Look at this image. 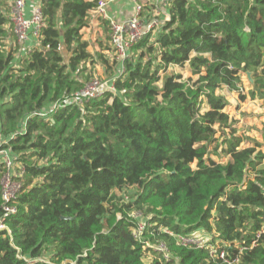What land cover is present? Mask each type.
Instances as JSON below:
<instances>
[{
  "label": "trees",
  "instance_id": "trees-1",
  "mask_svg": "<svg viewBox=\"0 0 264 264\" xmlns=\"http://www.w3.org/2000/svg\"><path fill=\"white\" fill-rule=\"evenodd\" d=\"M98 1L40 0L38 44L26 51L12 1L0 0V146L24 167L16 211L4 216L0 162V264H228L178 244L198 232L239 264H264L262 144L238 133L218 93L264 99V0H170L121 73L84 37ZM187 64L195 80L168 72ZM97 65L114 89L66 105Z\"/></svg>",
  "mask_w": 264,
  "mask_h": 264
},
{
  "label": "built area",
  "instance_id": "built-area-1",
  "mask_svg": "<svg viewBox=\"0 0 264 264\" xmlns=\"http://www.w3.org/2000/svg\"><path fill=\"white\" fill-rule=\"evenodd\" d=\"M170 0H166V4ZM107 0H99L97 6L91 11L98 16L106 17V5ZM26 0H13L11 19L14 24V31L19 43L23 44L26 40L33 35L38 36L39 30L43 24V13L41 5L38 4L33 9V14L30 18L25 15ZM143 5L136 3L135 13L129 19L122 22H116L111 20V44L114 49L115 57L120 62V73L124 71V61L129 56V50L131 46L140 38H142L147 32L157 29L160 25V20L153 16L149 18L143 15ZM90 12V13H91ZM90 18V14H89ZM113 90L114 84L112 78H99L94 77L87 82L84 87L75 92L72 96L65 99L66 105L72 103L83 104L85 100L91 97H97L102 95L106 90ZM55 105L53 104V108ZM40 115H45V112H39ZM16 154L12 151L10 146H0V162L4 165V172L1 178V195L4 200L3 209L4 216H8L16 211V207L10 205L15 200L21 189V178L24 173V167L18 163ZM132 215L139 216V212H133ZM264 225V217H263ZM7 228L4 223V218H0V229ZM145 229V224L139 223L134 231V235L142 239V234ZM166 231L170 234L172 232L168 229ZM264 233V227L259 234ZM208 235V234H207ZM205 234H195L191 236H177V242L180 245H192L196 248L207 247L210 256L215 259H221L228 264H239L240 256L231 257L227 255L225 247L221 246L218 241H211L212 237ZM157 248L165 252L166 257H169L168 248L164 243H161ZM243 249H240V252Z\"/></svg>",
  "mask_w": 264,
  "mask_h": 264
},
{
  "label": "crops",
  "instance_id": "crops-1",
  "mask_svg": "<svg viewBox=\"0 0 264 264\" xmlns=\"http://www.w3.org/2000/svg\"><path fill=\"white\" fill-rule=\"evenodd\" d=\"M12 4H13V0ZM106 5V17L102 18L96 13L91 12L89 18V25L83 28L84 37L89 41V51L94 52L95 50L103 52L111 60L113 55H115L112 50V44L110 39L107 38V35H110L106 31L107 25L103 22L104 19L108 21L122 22L126 19L132 17L135 13L136 3H141L143 5L144 11L143 15L148 16L149 18L156 16L160 20V25L164 20L169 17L166 0H107ZM40 4V0H26L25 5V15L30 18L33 14V9ZM159 28V27H158ZM157 30V29H156ZM155 30V32H156ZM101 42L103 45H101ZM21 44V43H20ZM38 44L37 37L30 35L25 43L21 44L27 51L30 47ZM105 45V46H104ZM106 45L111 49H107ZM99 71L101 69L100 65H97ZM187 69H190L189 65L185 66ZM184 67V68H185ZM181 68V67H177ZM191 72V71H190ZM191 76V75H190ZM198 234H205L204 232H198Z\"/></svg>",
  "mask_w": 264,
  "mask_h": 264
},
{
  "label": "rangeland",
  "instance_id": "rangeland-1",
  "mask_svg": "<svg viewBox=\"0 0 264 264\" xmlns=\"http://www.w3.org/2000/svg\"><path fill=\"white\" fill-rule=\"evenodd\" d=\"M161 25H159L160 27ZM101 66V65H100ZM102 71L96 67L95 70V76L99 78H106L107 74L105 73L104 67L101 66ZM181 72L183 74V78L187 79L192 76V73L190 72V69L185 68H178L177 67H171L168 72L171 71ZM193 79L195 80L198 76L193 75ZM251 82L248 79L247 75H243V91L245 93H248V91L252 88ZM219 94H222L226 97L228 100V105L226 106V111L230 114L231 119H233L235 122V128H237L239 134H244L247 136H250L252 140L259 142L262 144L259 149L264 152V138L262 130L264 128V99L257 97L252 98L248 96L245 100H242L240 98V92L236 90H229L227 86H223L221 89L218 90ZM51 108H47V111ZM220 132H218L219 135ZM254 143L252 142H246L242 144L243 147L245 146H251ZM220 155H213V158L218 161H226L228 159V155L225 154L223 151H221V147L218 149ZM131 190L127 192V194L131 197ZM135 190V189H134ZM136 191V190H135ZM129 197H126L128 199ZM143 222V221H142ZM139 222V223H142ZM144 223V222H143ZM207 235V233H205ZM209 235V234H208ZM207 235V236H208ZM210 236V235H209Z\"/></svg>",
  "mask_w": 264,
  "mask_h": 264
},
{
  "label": "water",
  "instance_id": "water-1",
  "mask_svg": "<svg viewBox=\"0 0 264 264\" xmlns=\"http://www.w3.org/2000/svg\"><path fill=\"white\" fill-rule=\"evenodd\" d=\"M246 75H247L248 79L250 80V82L253 84L254 83V78L252 76V72L248 71V72H246Z\"/></svg>",
  "mask_w": 264,
  "mask_h": 264
}]
</instances>
